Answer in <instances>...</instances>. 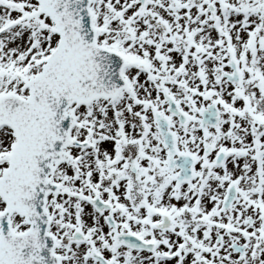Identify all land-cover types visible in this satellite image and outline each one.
<instances>
[{"label": "snow or ice", "instance_id": "6c2138e0", "mask_svg": "<svg viewBox=\"0 0 264 264\" xmlns=\"http://www.w3.org/2000/svg\"><path fill=\"white\" fill-rule=\"evenodd\" d=\"M0 264H264V0H0Z\"/></svg>", "mask_w": 264, "mask_h": 264}]
</instances>
